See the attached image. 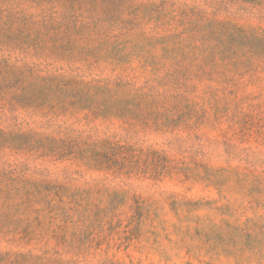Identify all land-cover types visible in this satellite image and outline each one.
Wrapping results in <instances>:
<instances>
[{
    "label": "rangeland",
    "instance_id": "obj_1",
    "mask_svg": "<svg viewBox=\"0 0 264 264\" xmlns=\"http://www.w3.org/2000/svg\"><path fill=\"white\" fill-rule=\"evenodd\" d=\"M0 264H264V0H0Z\"/></svg>",
    "mask_w": 264,
    "mask_h": 264
}]
</instances>
